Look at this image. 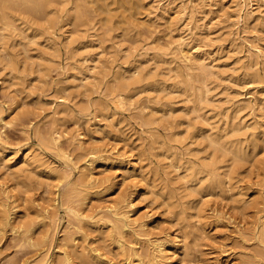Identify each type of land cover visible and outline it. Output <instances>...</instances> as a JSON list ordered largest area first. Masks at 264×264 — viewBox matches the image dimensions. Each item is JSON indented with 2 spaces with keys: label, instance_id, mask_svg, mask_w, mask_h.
I'll use <instances>...</instances> for the list:
<instances>
[{
  "label": "rangeland",
  "instance_id": "obj_1",
  "mask_svg": "<svg viewBox=\"0 0 264 264\" xmlns=\"http://www.w3.org/2000/svg\"><path fill=\"white\" fill-rule=\"evenodd\" d=\"M11 12L0 264H264V0H72L51 23Z\"/></svg>",
  "mask_w": 264,
  "mask_h": 264
},
{
  "label": "bare ground",
  "instance_id": "obj_2",
  "mask_svg": "<svg viewBox=\"0 0 264 264\" xmlns=\"http://www.w3.org/2000/svg\"><path fill=\"white\" fill-rule=\"evenodd\" d=\"M71 1L72 0H0V18L2 20L0 23V29L3 30V29L7 28L9 31L16 29V23H14V21L16 20V17L14 15V13L11 12V10L16 8V7H21L23 11H25L29 14L46 16L47 22L51 23L55 19V10H56L57 6H63L64 4L70 3ZM92 1H98V0H92ZM240 1L242 2V7H244L246 5L250 6L253 2V0H240ZM75 6H76L75 10L77 13L76 19L81 20V16H82V13L80 12L81 3L77 2L75 4ZM100 6H102V5H100ZM3 25H4V27H2ZM25 30H26V28H24L22 30L20 29V32L25 33L24 37H28V32ZM4 34H5L4 31H0V36H3ZM33 36H34V34H33ZM190 53H192V52H190ZM183 55L187 61H189L191 59V58H189L188 54H183ZM189 66H191V64ZM202 66L203 65L201 64L200 67H202ZM207 70L205 72H207V73L210 72V70L209 71H207ZM121 100H122V98L119 97L115 100V102H121ZM211 140H214V139H211ZM88 154H89V156L86 159V164H87V166L90 167V169H91V164L93 161L98 160V159H100V160L103 159L102 154L98 153V151H92L91 150ZM18 161H21L24 165H29L32 167L36 166L35 164H33L34 161L26 153L22 154V156L19 158ZM89 175L92 176L91 170L89 172ZM81 180L84 181V177H83V179L80 178V182H82ZM69 209L73 213V215H75L76 218L79 219V221L83 220L84 216L79 211V209H77V208H69ZM113 211H114L113 219L108 221L111 223V226H113L114 229L115 228L119 229V231H121V233L125 230H128L129 224H130V222L128 221L129 217L127 215H125V213H123L122 211L117 210L114 206H113ZM116 242L119 246V249H123L125 247V246H123L124 242L122 241V235H120L119 237L116 238ZM90 251H91V255L98 258V260H99V258H101L100 253H97V251L95 249L90 248ZM65 259L68 261L69 257L66 255Z\"/></svg>",
  "mask_w": 264,
  "mask_h": 264
}]
</instances>
